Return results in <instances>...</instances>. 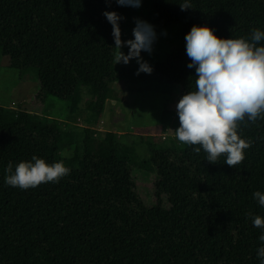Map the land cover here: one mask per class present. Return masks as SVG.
Segmentation results:
<instances>
[{"label": "trees", "instance_id": "16d2710c", "mask_svg": "<svg viewBox=\"0 0 264 264\" xmlns=\"http://www.w3.org/2000/svg\"><path fill=\"white\" fill-rule=\"evenodd\" d=\"M151 1L156 33L183 25L179 47L151 65V74L115 67L113 28L103 15L124 9L115 0H0V53L20 78L36 74L37 105L53 97L68 111L86 89L94 122L112 98L111 85L127 78L179 86L181 96L194 90L185 40L193 26L222 39L264 31V0H190L186 11L183 0ZM104 47L114 50L109 62L95 59ZM32 111L0 106V264H260L261 230L246 213L264 217L253 197L264 192V120L238 123L251 146L235 168L224 156L209 163L203 149L193 150L199 145L152 148L142 159L117 133L100 139L90 127L81 133L82 155L69 162L60 153L76 146L72 133ZM167 114L179 127L177 111L166 110L163 120ZM34 155L49 165L63 160L70 174L34 189L7 185L9 162L15 170ZM140 168L156 175L153 205L138 193L133 170Z\"/></svg>", "mask_w": 264, "mask_h": 264}, {"label": "clouds", "instance_id": "9594fccd", "mask_svg": "<svg viewBox=\"0 0 264 264\" xmlns=\"http://www.w3.org/2000/svg\"><path fill=\"white\" fill-rule=\"evenodd\" d=\"M115 2L121 7L139 8L143 0ZM179 5L182 11L191 8L190 0ZM103 15L113 28L115 65H127L135 59L139 65L137 75L151 74L153 69L141 53L153 51L157 39L154 26L136 19L134 39L125 42L120 28L124 18L115 11H105ZM185 40L186 54L191 60L187 67L194 68L196 73L195 89L187 91L176 105L180 126L174 131L175 136L183 144L199 145L193 150L200 153L203 149L209 163L217 164L224 156V163L235 168L244 160L245 149L251 146L250 141L238 135V123L264 120V31L253 28L246 37L222 39L207 26H193ZM125 46L129 48L127 55L121 51ZM60 155L67 157L69 153L65 150ZM70 171L63 160L49 165L34 155L31 161L18 163L15 170L9 162L5 183L22 190L34 189L44 183H59ZM253 197L264 206V192L256 191ZM246 215L261 230L257 256L264 264V217L251 212Z\"/></svg>", "mask_w": 264, "mask_h": 264}, {"label": "rangeland", "instance_id": "374dc122", "mask_svg": "<svg viewBox=\"0 0 264 264\" xmlns=\"http://www.w3.org/2000/svg\"><path fill=\"white\" fill-rule=\"evenodd\" d=\"M152 10L151 0H143L139 8L124 7L120 10L118 14L124 18L120 22L121 39L125 42L134 39L133 29L136 26V19L149 23ZM182 34L183 25L181 23L171 24L157 32L153 51L151 54L142 52L143 60L150 65L165 62L179 47ZM106 47L95 54V59L101 62L110 61V52L114 50ZM108 47H114V44ZM121 51L127 55L129 48L125 46ZM7 61V56L0 53V106L16 111L31 108L32 110H41L47 116L57 117L58 127L64 133H72L71 136L76 142V146L66 144L62 149L61 152L67 150L69 153L67 157L62 156L65 161H74L82 155L81 139L83 129L86 127H90L94 137L100 139L105 136L107 131L117 133L120 142L135 147L142 159L150 157L152 148H160L165 145L185 147L175 136L174 131L178 128L176 117L173 114H167L163 120L166 110L172 113L176 111V105L182 97L179 86L163 85L156 82L134 83L129 78L113 83L111 85L112 98L107 101L100 117L92 122L89 120V107L93 99L86 89H83L81 100L75 101L68 111L62 100L53 97L43 104L37 105L34 100L38 90L36 74L30 71L24 73L20 78L19 71L6 67ZM115 67L138 70L139 65L133 59L127 65L120 63ZM39 115L38 117L41 119L42 114ZM133 175L137 180L138 193L145 203L155 204L156 199L153 194V185L157 180L155 173L149 168H140L133 170Z\"/></svg>", "mask_w": 264, "mask_h": 264}, {"label": "crops", "instance_id": "0c3cea01", "mask_svg": "<svg viewBox=\"0 0 264 264\" xmlns=\"http://www.w3.org/2000/svg\"><path fill=\"white\" fill-rule=\"evenodd\" d=\"M31 109V108H30ZM39 112V113H38ZM32 114L33 115H35V117H37V118H39L38 116H40L39 114H42V116L41 117H47V118H50V119H53V120H57L58 121V118L57 117H53V116H50V115H46L45 113H43V111H41V110H33L32 111Z\"/></svg>", "mask_w": 264, "mask_h": 264}]
</instances>
